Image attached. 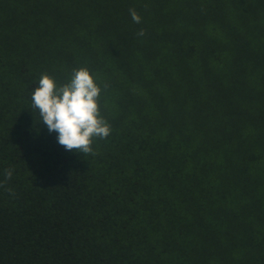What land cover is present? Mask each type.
Segmentation results:
<instances>
[{"label":"trees","instance_id":"1","mask_svg":"<svg viewBox=\"0 0 264 264\" xmlns=\"http://www.w3.org/2000/svg\"><path fill=\"white\" fill-rule=\"evenodd\" d=\"M80 67L95 155L31 106ZM0 183V264H264V0H0Z\"/></svg>","mask_w":264,"mask_h":264},{"label":"clouds","instance_id":"2","mask_svg":"<svg viewBox=\"0 0 264 264\" xmlns=\"http://www.w3.org/2000/svg\"><path fill=\"white\" fill-rule=\"evenodd\" d=\"M129 12L135 23L142 22L134 8ZM137 35L145 36V30L140 29ZM101 92L97 77L87 67L73 69L69 81L64 84H57L55 78L45 72L31 93V106L48 131L58 134V143L67 151L95 155L92 147L94 139H106L112 131L101 114ZM12 175L13 170L6 169L5 181L11 180ZM2 186L3 183H0ZM8 191L11 192V189Z\"/></svg>","mask_w":264,"mask_h":264}]
</instances>
